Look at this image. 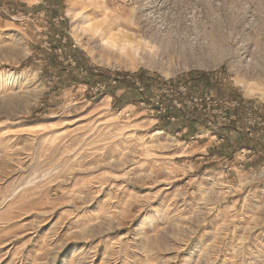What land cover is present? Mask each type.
<instances>
[{"label": "rangeland", "instance_id": "1", "mask_svg": "<svg viewBox=\"0 0 264 264\" xmlns=\"http://www.w3.org/2000/svg\"><path fill=\"white\" fill-rule=\"evenodd\" d=\"M0 264H264V0H0Z\"/></svg>", "mask_w": 264, "mask_h": 264}, {"label": "bare ground", "instance_id": "2", "mask_svg": "<svg viewBox=\"0 0 264 264\" xmlns=\"http://www.w3.org/2000/svg\"><path fill=\"white\" fill-rule=\"evenodd\" d=\"M87 21V20H86ZM86 31V28H85ZM89 32L94 34L96 38L97 45L101 46L103 50L108 51V53H112L114 56L119 59H129L133 63L144 61V54H149L154 50L153 45H150V42L146 41L145 38L143 40H139L137 38H133L128 34H123L121 32H117L113 30L111 27H108L107 31L101 29V27L96 26L94 24L89 25ZM116 34H119L121 37L119 46L117 48L110 47L108 44H105L106 40H111L112 37ZM131 44L133 47H129L126 52H121L119 50L120 47H125L126 45ZM156 57V56H155Z\"/></svg>", "mask_w": 264, "mask_h": 264}, {"label": "clouds", "instance_id": "3", "mask_svg": "<svg viewBox=\"0 0 264 264\" xmlns=\"http://www.w3.org/2000/svg\"><path fill=\"white\" fill-rule=\"evenodd\" d=\"M120 40H121L120 35H119V34H116V35H114V36L112 37L111 40H109L108 45H109L110 47H113V45H114L113 48H117V47L119 46ZM128 48H129V46L126 45L125 47H120L119 50L123 53V52H126V51L128 50Z\"/></svg>", "mask_w": 264, "mask_h": 264}, {"label": "snow or ice", "instance_id": "4", "mask_svg": "<svg viewBox=\"0 0 264 264\" xmlns=\"http://www.w3.org/2000/svg\"><path fill=\"white\" fill-rule=\"evenodd\" d=\"M108 43H109V40H106V41H105V44H108ZM128 46H129V47H133V45H131V44H128ZM113 47H114V45H113Z\"/></svg>", "mask_w": 264, "mask_h": 264}]
</instances>
